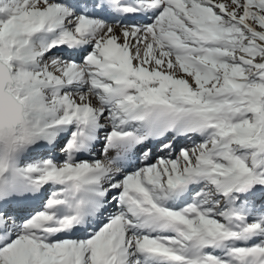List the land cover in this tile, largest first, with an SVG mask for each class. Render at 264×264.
Listing matches in <instances>:
<instances>
[{
    "label": "snow or ice",
    "instance_id": "6c2138e0",
    "mask_svg": "<svg viewBox=\"0 0 264 264\" xmlns=\"http://www.w3.org/2000/svg\"><path fill=\"white\" fill-rule=\"evenodd\" d=\"M0 264H264V0H0Z\"/></svg>",
    "mask_w": 264,
    "mask_h": 264
}]
</instances>
